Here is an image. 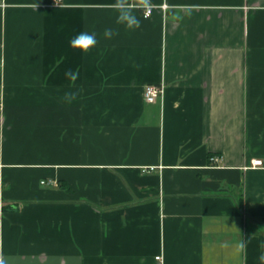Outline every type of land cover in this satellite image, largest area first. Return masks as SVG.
I'll return each instance as SVG.
<instances>
[{"label":"crops","instance_id":"0c3cea01","mask_svg":"<svg viewBox=\"0 0 264 264\" xmlns=\"http://www.w3.org/2000/svg\"><path fill=\"white\" fill-rule=\"evenodd\" d=\"M115 2L0 0V264H259L264 0Z\"/></svg>","mask_w":264,"mask_h":264},{"label":"clouds","instance_id":"9594fccd","mask_svg":"<svg viewBox=\"0 0 264 264\" xmlns=\"http://www.w3.org/2000/svg\"><path fill=\"white\" fill-rule=\"evenodd\" d=\"M114 8L117 10V23L124 25L127 29H136L140 27V20L134 14L132 8L130 7L129 0H116ZM113 30L106 28L104 30V36L106 38H111L113 36ZM98 43L97 33L95 31H81L73 36L69 40V45L75 50H79L87 54L91 49H93ZM65 75L71 80H76L77 74L71 70L67 71ZM76 92H66L62 98L64 102L71 103L72 100L76 99ZM264 228L259 229L262 230ZM246 247V240H241L240 249L244 250ZM260 252L257 257L259 264H264V241L259 244Z\"/></svg>","mask_w":264,"mask_h":264},{"label":"built area","instance_id":"2783aa9c","mask_svg":"<svg viewBox=\"0 0 264 264\" xmlns=\"http://www.w3.org/2000/svg\"><path fill=\"white\" fill-rule=\"evenodd\" d=\"M55 1L57 2L59 0H55ZM152 12H153V8H147L145 13H144V15L146 17H148V16H150L152 14ZM162 94H163V88L160 87V86L148 85L145 88L144 95H145V99H146L147 102L156 101L159 97L162 96ZM0 111H1V107H0ZM220 160H221V158L216 156V155H213L210 158V161H211L212 164H218L220 162ZM252 165L253 166H261L262 165V161H260V160L253 161ZM47 183L50 184V185H56L57 184L54 180H49ZM42 184H44V182H42Z\"/></svg>","mask_w":264,"mask_h":264},{"label":"trees","instance_id":"16d2710c","mask_svg":"<svg viewBox=\"0 0 264 264\" xmlns=\"http://www.w3.org/2000/svg\"><path fill=\"white\" fill-rule=\"evenodd\" d=\"M62 187H64V186H62Z\"/></svg>","mask_w":264,"mask_h":264}]
</instances>
